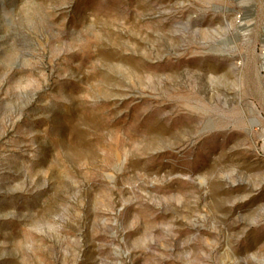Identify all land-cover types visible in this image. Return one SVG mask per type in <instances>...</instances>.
Wrapping results in <instances>:
<instances>
[{
  "label": "rangeland",
  "instance_id": "obj_1",
  "mask_svg": "<svg viewBox=\"0 0 264 264\" xmlns=\"http://www.w3.org/2000/svg\"><path fill=\"white\" fill-rule=\"evenodd\" d=\"M0 264H264V0H0Z\"/></svg>",
  "mask_w": 264,
  "mask_h": 264
}]
</instances>
